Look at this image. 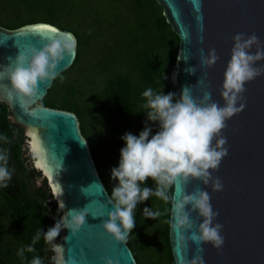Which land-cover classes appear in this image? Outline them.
<instances>
[{
    "label": "water",
    "instance_id": "1",
    "mask_svg": "<svg viewBox=\"0 0 264 264\" xmlns=\"http://www.w3.org/2000/svg\"><path fill=\"white\" fill-rule=\"evenodd\" d=\"M163 10L167 24L179 38L174 84L179 98L184 87L193 86L194 96L203 91L212 93V100L224 105L221 95L224 72L234 46L233 36L255 33L264 44V0H155ZM49 25L58 32L32 31V26ZM202 38V42H201ZM63 39L76 44L75 53L67 55L58 65L54 80L41 82L35 97L9 96L10 79L6 68L20 51L34 45L38 49L51 40ZM216 49L220 59L212 67L199 63L200 49L207 55ZM256 51V46L252 47ZM77 57V39L68 31L46 23L31 24L8 30L0 25V103L10 111V120L23 129L30 157L35 169L46 179L53 198L65 205L61 217L72 209L86 205L102 217H86L87 223L73 236L70 229H62L58 244L64 247L68 264H104L103 257L119 260V264H138L128 243L118 242L107 234L101 224L107 212L114 209L111 198L93 157L90 145L82 134L78 116L69 111L41 105L55 80L68 71ZM264 64L258 61L257 66ZM196 67V73L186 71ZM199 79L202 83L198 84ZM246 107L227 121L222 131L227 137L229 155L213 176L219 177L224 190L214 192L201 181L192 180L176 186L177 200L183 191L191 192L197 186L209 192L211 204L219 216L214 223L224 225L225 243L217 250L211 243L197 245L191 240L187 246L178 243L177 230L169 223V243L175 264H186L195 255H203L205 264H264V75L246 83ZM39 145V154L33 150V136ZM39 161L42 167H37ZM85 188L87 193H82ZM190 207V206H189ZM171 209V206H170ZM70 218V216H69ZM196 231L202 218L192 213ZM171 220V211H170ZM175 222V221H173ZM186 230H181L185 232ZM131 234V233H130ZM128 235V237L130 236ZM67 237V240L65 239ZM128 239V238H127ZM203 248V252L199 251Z\"/></svg>",
    "mask_w": 264,
    "mask_h": 264
},
{
    "label": "clouds",
    "instance_id": "2",
    "mask_svg": "<svg viewBox=\"0 0 264 264\" xmlns=\"http://www.w3.org/2000/svg\"><path fill=\"white\" fill-rule=\"evenodd\" d=\"M232 39L234 46L224 72L221 91L223 106L212 100L211 91L205 90L201 96H194V85L184 87L179 98L172 92L157 93L151 87L143 92L146 102L142 107L147 112L144 129L138 136L127 132L121 137L125 147L120 150L119 166L111 169L112 180L118 183L112 189L110 200L102 206L106 210L109 204L114 205V209L107 212L108 219L101 226L116 241L127 242L128 235L136 227L134 210L138 204L154 195L165 203L171 202V220L168 222L177 230L178 243L183 242L187 246V241L191 240L198 246L211 243L217 250L223 248L224 225L214 223L219 212L213 210L209 192L197 186L191 192L184 190L181 199L177 200L176 186L180 181L187 185L192 180H198L205 186L210 185L214 192L224 190L221 179L213 176V172L219 170L222 160L229 155L228 140L222 131L228 127L227 121L230 118L244 111L246 83L264 75V64L257 66L258 61L264 60V44L257 35L238 33ZM254 45L256 51L253 53L251 49ZM75 50V43L56 39L39 49L34 45L27 46L15 57L14 67L13 59L9 57L11 63L6 68L11 84L9 96L16 94L19 97H35L38 85L54 80L58 74V65L67 55L74 54ZM219 59L216 49L209 50L207 55L200 49L201 65L210 68ZM186 71L195 74L196 67ZM4 74L0 71V78ZM201 83L199 79L198 84ZM149 121L158 124L154 135ZM0 139L10 143L7 136H0ZM8 162V150L0 148V187L4 188L9 187L14 171L9 168ZM149 178L154 181V188L146 186ZM81 191L87 193L85 188H81ZM64 207L63 202L59 204L61 210ZM193 212L202 218L196 231H192L195 227L191 218ZM89 214L94 218L103 216L101 210L93 214L88 205L82 209H72L46 233L38 230L32 245L21 248L17 255L23 257L25 251L35 252L34 245L43 236L54 253L51 257L53 264H68L64 257V247L54 241L62 229H70L75 236L87 223L86 217ZM163 214L148 207L143 209L146 218L156 219ZM182 229L186 231L181 232ZM199 251L202 253L203 248H199ZM102 259L104 264H119V260L111 257ZM30 264H43V260L37 255ZM186 264H205V260L202 254L195 255Z\"/></svg>",
    "mask_w": 264,
    "mask_h": 264
},
{
    "label": "rangeland",
    "instance_id": "3",
    "mask_svg": "<svg viewBox=\"0 0 264 264\" xmlns=\"http://www.w3.org/2000/svg\"><path fill=\"white\" fill-rule=\"evenodd\" d=\"M26 1L0 0V19L6 24L56 20L61 26L77 32L83 41L80 61L55 83L49 99L63 104L61 99L67 96L65 103L82 111L89 109L83 121L93 143L101 137L107 145V148L97 150L95 160L100 163L101 174L111 194L118 183L112 180L111 169L119 166L120 150L125 147L121 137L127 132L138 136V124L142 118H147L142 107L146 98L142 94L148 88L142 84L136 66L137 54L151 51L162 61L166 56L165 45L154 21L157 15H163L162 8L159 4L156 7L151 0H51L34 8ZM175 72L176 66L163 76L166 86L174 90ZM117 75H128L135 88L131 112L120 133L109 129L99 107L107 83ZM69 87L74 89L70 95L67 92ZM162 92L169 93L166 89H159V93ZM25 151L30 157L27 144ZM42 183V178L38 177L36 186L40 187ZM146 186L154 188V181L149 178ZM2 204L0 196V264H15L19 258L17 253L24 246L13 235L11 215L5 212ZM145 207L164 214L156 219L146 218L143 215ZM166 209L170 211L168 204L153 195L134 210L133 215L139 214L147 223L143 236L146 252L140 254L136 246L130 244L140 264H164L159 256L161 246L158 239L165 223L164 215L168 213Z\"/></svg>",
    "mask_w": 264,
    "mask_h": 264
},
{
    "label": "trees",
    "instance_id": "4",
    "mask_svg": "<svg viewBox=\"0 0 264 264\" xmlns=\"http://www.w3.org/2000/svg\"><path fill=\"white\" fill-rule=\"evenodd\" d=\"M48 1L51 0H27L26 4L31 8H34L38 6V4L46 5ZM151 2L157 7L158 3L155 0H151ZM154 21L165 45L166 56L162 61L156 58V55L151 51L138 53L136 66L140 71L141 81L144 86L147 88L151 87L157 93H159V89L161 88L166 89L168 92L176 93V90L166 86L163 82V76L176 66L179 38L167 24L163 15H157ZM38 23L51 24L63 31L74 32L69 28L61 26L59 22L52 19H44L42 21L35 20L16 24H6L0 19V25L8 30H15L27 25ZM73 34L77 39V57L70 69L76 67L82 57L83 41L77 32H74ZM62 75L55 80L53 87ZM51 91L52 89L49 91L46 98L41 101V105L75 113L79 118L82 134L88 141L95 159L97 150L107 148V145L101 137L97 139L96 143H93L91 135L88 133L83 119L85 113L89 109L86 108L82 111L73 104L65 103L68 100L67 96L62 97L61 100L63 101V104H57L49 99ZM73 91V87L67 88L69 95ZM134 94L135 88L132 79L128 75H117L107 83L104 89L103 100L99 107L111 131L115 133L121 132L124 124L129 118L135 97ZM146 120L147 118H142L140 120V123L138 124L140 131L144 129ZM148 123L152 126V134L154 135L158 130V124L152 123L151 121ZM0 136H7L10 141V143H5L4 140L0 139V148L8 150V166L10 169H14L12 180L9 182V187H0V196L3 199L2 207L6 213L11 215L13 235L23 244L24 248H27L32 245V240L38 230L41 229L42 232L46 233L50 227L55 226L56 221L61 218L62 212L53 198L46 179L42 178L41 172L35 169L33 162H31V158L26 156V137L24 131L18 125L11 122L9 108L4 103H0ZM96 165L107 188L103 179L104 175L102 176L100 171V163L96 161ZM38 177L42 178L43 181L40 187L36 186V180ZM107 190L109 192L108 188ZM165 204H168L169 207L171 206V202ZM164 216L165 223L160 229V237L158 239L161 246L159 256L164 264H175L169 243L168 221H170V211ZM134 220L136 227L128 237L127 243L129 246L130 244L135 245L139 253L142 254L145 253L147 249V244L143 241L144 230L147 227V223L143 222L139 214L136 213L134 214ZM59 239L60 235L54 242L58 244ZM34 247L36 249L35 252L29 253L25 251L24 256H19L15 264H30L31 260L37 255L41 257L43 264H53L51 257L54 253L51 251L50 245L45 243L43 236H41V239L34 245ZM130 248L138 264H140L131 246ZM148 264L153 263L149 262Z\"/></svg>",
    "mask_w": 264,
    "mask_h": 264
},
{
    "label": "snow or ice",
    "instance_id": "5",
    "mask_svg": "<svg viewBox=\"0 0 264 264\" xmlns=\"http://www.w3.org/2000/svg\"><path fill=\"white\" fill-rule=\"evenodd\" d=\"M32 31H49V32H58L59 30L55 27L49 26V25H36L32 26L30 29ZM30 136H33V150L39 154V145L35 141V136L32 133H29ZM37 167H42L41 163L37 161Z\"/></svg>",
    "mask_w": 264,
    "mask_h": 264
},
{
    "label": "bare ground",
    "instance_id": "6",
    "mask_svg": "<svg viewBox=\"0 0 264 264\" xmlns=\"http://www.w3.org/2000/svg\"><path fill=\"white\" fill-rule=\"evenodd\" d=\"M175 85V84H174Z\"/></svg>",
    "mask_w": 264,
    "mask_h": 264
}]
</instances>
